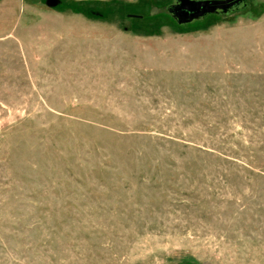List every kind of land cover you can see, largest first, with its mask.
Here are the masks:
<instances>
[{"label": "rangeland", "instance_id": "1", "mask_svg": "<svg viewBox=\"0 0 264 264\" xmlns=\"http://www.w3.org/2000/svg\"><path fill=\"white\" fill-rule=\"evenodd\" d=\"M185 1L0 0V264H264V0Z\"/></svg>", "mask_w": 264, "mask_h": 264}, {"label": "water", "instance_id": "2", "mask_svg": "<svg viewBox=\"0 0 264 264\" xmlns=\"http://www.w3.org/2000/svg\"><path fill=\"white\" fill-rule=\"evenodd\" d=\"M57 0H47V4L54 5ZM230 5L228 0H203V1H185L182 2L177 8L176 12L182 17H196L200 16L210 10L217 8H225ZM140 17L139 15H133Z\"/></svg>", "mask_w": 264, "mask_h": 264}, {"label": "trees", "instance_id": "3", "mask_svg": "<svg viewBox=\"0 0 264 264\" xmlns=\"http://www.w3.org/2000/svg\"><path fill=\"white\" fill-rule=\"evenodd\" d=\"M162 8H164L161 12H164V13H168V10L166 9L165 6H163ZM165 10V11H164Z\"/></svg>", "mask_w": 264, "mask_h": 264}]
</instances>
